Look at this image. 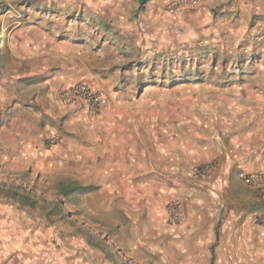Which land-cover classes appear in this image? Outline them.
I'll use <instances>...</instances> for the list:
<instances>
[{"label": "rangeland", "instance_id": "374dc122", "mask_svg": "<svg viewBox=\"0 0 264 264\" xmlns=\"http://www.w3.org/2000/svg\"><path fill=\"white\" fill-rule=\"evenodd\" d=\"M0 82V264H264V0H0Z\"/></svg>", "mask_w": 264, "mask_h": 264}, {"label": "built area", "instance_id": "2783aa9c", "mask_svg": "<svg viewBox=\"0 0 264 264\" xmlns=\"http://www.w3.org/2000/svg\"><path fill=\"white\" fill-rule=\"evenodd\" d=\"M68 99L76 100L83 103L91 114H99L102 107L106 105L107 99L103 93L94 90L86 84H79L68 90L66 93ZM264 181V178L263 180ZM253 182H261V180H253Z\"/></svg>", "mask_w": 264, "mask_h": 264}, {"label": "crops", "instance_id": "0c3cea01", "mask_svg": "<svg viewBox=\"0 0 264 264\" xmlns=\"http://www.w3.org/2000/svg\"><path fill=\"white\" fill-rule=\"evenodd\" d=\"M182 13H183V17L185 20L193 21L192 13L189 10H187V11L182 10L181 14ZM62 86H63V84H62ZM71 86H73V85H70V83H67L65 85L66 88H69ZM3 95H4V90H2V83L0 82V100L3 99ZM106 107H107V105L103 106L100 113L97 114V116L103 114V111L105 110ZM16 117L17 116H13V118H11L9 120V122H7L5 120H2V119H4V117L1 116L2 121L0 122V137H13V139H11V140H13V142H15V143H17L16 141H17L18 137H31L28 127H26L27 129L25 130L24 133H21V128H19V126H18L19 122H18ZM261 162H262V160H261ZM262 236H263L262 238L264 240V232H263ZM72 264H74V263H72Z\"/></svg>", "mask_w": 264, "mask_h": 264}]
</instances>
